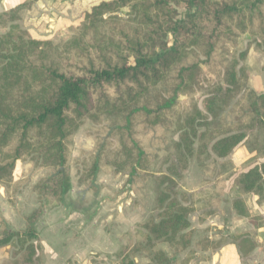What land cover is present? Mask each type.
<instances>
[{
	"label": "trees",
	"instance_id": "trees-1",
	"mask_svg": "<svg viewBox=\"0 0 264 264\" xmlns=\"http://www.w3.org/2000/svg\"><path fill=\"white\" fill-rule=\"evenodd\" d=\"M37 1L0 13V187L18 194L21 162L45 172L32 187L40 207L24 217L25 228L3 226L0 248L15 247L3 264H44L36 224L46 201L62 204L69 194L72 140L87 123L104 126L108 140L79 162L80 186L91 187L102 165L133 184L146 182L167 153L154 177L158 214L116 254L119 264H189L198 252L220 249L226 239L197 238V205L181 183L192 162L201 170L214 164L216 191L206 208H221L232 175L238 218L251 217L247 196L264 204V93L249 86L245 65L253 44L264 52V0L101 1L59 43L20 25L21 12ZM244 36L252 39L247 49L232 53ZM204 65L218 80L202 107L194 100L182 107ZM239 147L249 163L223 177L222 160Z\"/></svg>",
	"mask_w": 264,
	"mask_h": 264
},
{
	"label": "rangeland",
	"instance_id": "rangeland-1",
	"mask_svg": "<svg viewBox=\"0 0 264 264\" xmlns=\"http://www.w3.org/2000/svg\"><path fill=\"white\" fill-rule=\"evenodd\" d=\"M32 7L26 10H30ZM183 13L181 12V14ZM20 16V25L29 32V25L32 24L26 21V16H29V13L21 12ZM67 36L68 30L64 38L60 35L59 38L54 37L51 40L59 43ZM251 41L249 36L242 37L238 47L232 49V53L239 54L245 51ZM255 46V44L252 45L245 65L250 72L249 86L258 94H262L264 93V52ZM203 70L204 76L201 84L193 88V99L186 96L180 97L182 107H188L193 100L202 107L209 86L218 80L206 65L203 66ZM171 138L173 140L176 137L172 134ZM107 140L108 135L105 127L92 123L85 124L74 136L68 167L71 180L70 192L62 204L54 205L46 201L42 218L37 222L38 225L36 224V229L42 238V246H44V264H119L120 261L116 258V254L130 240L134 243L137 242L142 235L139 226L158 214L159 189L154 177L166 168L164 166L167 156L165 151L160 153L159 159L152 167L153 177L146 182L133 184L128 176L115 175L109 166L102 165L91 187L78 184L79 162L88 154L103 147ZM222 162L225 164L222 172L223 177H230L231 174L244 171L245 166L249 163L244 149L241 147ZM214 168L215 165L211 164L206 170H201L196 162H192L181 186L182 189L193 195L197 205L198 211L191 218L197 231V237L204 234L217 238L227 236L224 239L228 241L233 235L231 225L234 219L229 213V203L237 195L234 187L236 176L232 175L233 177L227 183L221 208L211 209L215 211V214H211L215 220L213 221L214 225L212 223L201 224L205 216L210 217L208 219L211 220V216H209L211 210L205 207L204 200L216 191L215 178L211 177L215 173ZM15 175L18 182L24 184L18 194H12V188L7 190L6 187H0V236L4 225L12 231L23 230L24 217L40 207L36 195L32 193V187L45 176V172L36 170L34 163L27 160L19 163ZM10 194L12 197L9 199ZM246 200L251 212L258 220L257 223L261 225L260 223L264 221V204L257 206L256 197L252 195L247 196ZM46 210L54 211V213L45 216ZM238 224L239 231L243 233L244 229L252 227L247 221ZM248 232L255 235L256 239L264 234V231L258 233L256 229ZM259 244L264 256V242ZM14 248L13 244L0 248V250L12 252ZM162 248L167 250L166 246H162ZM56 255L59 257H54ZM185 256V254L182 255L181 260ZM262 261L264 262V257L261 256L256 258L254 263L262 264ZM137 264H148V260L139 258Z\"/></svg>",
	"mask_w": 264,
	"mask_h": 264
},
{
	"label": "crops",
	"instance_id": "crops-1",
	"mask_svg": "<svg viewBox=\"0 0 264 264\" xmlns=\"http://www.w3.org/2000/svg\"><path fill=\"white\" fill-rule=\"evenodd\" d=\"M31 0H0V13L9 12L12 9L16 8L19 5L27 3ZM101 1H110V0H38L30 10H23L22 12L29 13V16H26V21L31 22L29 25V32L31 35L38 39H51L54 37L59 38L60 35L62 38L66 36V32L70 26L78 25L84 14L89 12L94 6L98 5ZM237 191V189L235 188ZM238 195V194H237ZM237 195L234 197L236 198ZM253 196V195H252ZM234 199H232L233 201ZM232 201H230L229 213L233 217V223L231 225L233 235L228 239V242L223 245L220 249L215 252L201 253L196 254L195 259L190 264H255L256 258L264 257L262 249L260 247V242H264V234L254 238L253 234L248 231H254L262 233L264 231V221L259 225L257 218L253 215L250 210L251 217L240 219L236 216L232 208ZM257 202V198H256ZM223 204V203H222ZM40 205V204H39ZM248 205V202H247ZM257 206H262L258 205ZM249 207V205H248ZM56 208V207H54ZM250 209V207H249ZM36 210V209H35ZM211 210V209H210ZM218 211V210H217ZM33 212V211H32ZM211 212H215L211 210ZM54 213V211H45V216ZM209 213V212H208ZM215 214V213H214ZM211 220L210 217H204L201 221V224L212 223L214 225L215 220L213 216ZM42 218V217H41ZM192 218V217H191ZM261 220V218H258ZM243 221H247L252 226L251 228L244 229V233L239 231V224ZM25 228V221H23ZM192 223V220H191ZM258 224V226H256ZM38 225V224H37ZM192 227L196 230V228ZM235 231H239L234 233ZM39 232V231H38ZM40 235V233H39ZM201 236V235H200ZM212 240H219L222 238L213 237L209 234H204ZM197 237V238H201ZM227 238V236H223ZM41 243H42V238ZM230 240V241H229ZM248 240V244L245 242ZM44 247V246H43ZM252 247H255L253 250H250ZM247 252V255H245ZM244 253V254H243ZM11 252L7 250H0V264H3L4 261L10 258ZM60 255V254H59ZM56 255L54 257H59ZM210 256V257H209ZM44 257V252H43ZM139 259V258H138ZM137 259V260H138ZM45 260V258H44ZM262 264L264 262L262 261Z\"/></svg>",
	"mask_w": 264,
	"mask_h": 264
}]
</instances>
